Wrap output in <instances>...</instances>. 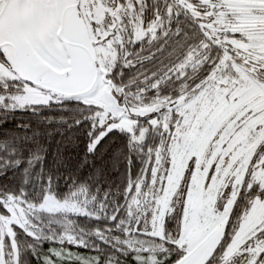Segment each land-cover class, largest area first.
<instances>
[{"label":"snow or ice","instance_id":"6c2138e0","mask_svg":"<svg viewBox=\"0 0 264 264\" xmlns=\"http://www.w3.org/2000/svg\"><path fill=\"white\" fill-rule=\"evenodd\" d=\"M0 264H264V0H0Z\"/></svg>","mask_w":264,"mask_h":264}]
</instances>
